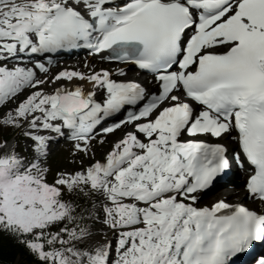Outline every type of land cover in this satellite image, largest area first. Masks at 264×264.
Returning a JSON list of instances; mask_svg holds the SVG:
<instances>
[{
	"label": "snow or ice",
	"instance_id": "6c2138e0",
	"mask_svg": "<svg viewBox=\"0 0 264 264\" xmlns=\"http://www.w3.org/2000/svg\"><path fill=\"white\" fill-rule=\"evenodd\" d=\"M80 50L113 67L86 60L47 78ZM129 71L151 80L115 78ZM20 96L44 130L121 133L88 166L111 192L115 232L92 264H264V0H0V102ZM234 168L241 197L203 204ZM14 203L0 193V231L60 264L42 210Z\"/></svg>",
	"mask_w": 264,
	"mask_h": 264
},
{
	"label": "rangeland",
	"instance_id": "374dc122",
	"mask_svg": "<svg viewBox=\"0 0 264 264\" xmlns=\"http://www.w3.org/2000/svg\"><path fill=\"white\" fill-rule=\"evenodd\" d=\"M18 102L19 101H16L15 105H9L4 110L0 111V132H5V136L3 137L1 136L2 134H0V157L3 159H0V161L5 162L11 168L14 166L11 163L12 158L16 157L22 160L26 156V159H29V168H40L44 174L53 178V180L48 178L47 181L49 182L54 181V178L57 177V173L59 174V179L68 182L69 188L81 181H85L88 178L86 172L90 170L88 166L93 164L94 160H103L104 153L111 149L112 142L121 135V133H118L117 135L109 136L103 139V142H101L102 137H99L90 142L86 146V151L84 152H78L76 148L68 144H62L61 146L58 144L54 148L55 151H53L47 159L41 158V160H39L36 157L37 155L35 153L33 154V150L28 149L25 145V120L23 115H18L16 117L12 115L14 109H18ZM8 131L17 132L11 141L5 139ZM7 146H10L9 152L6 150ZM28 163L26 162L25 164ZM52 167L56 173L54 175L53 173L49 175V171L51 172ZM46 188L53 190L50 185L46 186ZM15 194L16 192L14 191L12 196ZM105 196L104 190L101 189L97 200L93 203L86 216L87 225L85 233L75 241L71 248H64L61 250L62 264H92V260L89 259V257H94L98 253L107 254L109 242L113 240L115 232L110 227L114 217L108 215L106 218L105 216L104 209L105 206L108 205ZM210 199H213V197L204 199L202 203H208L205 201ZM208 204H211V202ZM99 206H102V208L98 209ZM96 209L98 211H95ZM108 210L109 208H106V211ZM112 211H114V208H112ZM99 225L103 227V230Z\"/></svg>",
	"mask_w": 264,
	"mask_h": 264
},
{
	"label": "trees",
	"instance_id": "16d2710c",
	"mask_svg": "<svg viewBox=\"0 0 264 264\" xmlns=\"http://www.w3.org/2000/svg\"><path fill=\"white\" fill-rule=\"evenodd\" d=\"M94 192L84 187L77 188L71 195L65 196L61 205L53 214L50 222L51 228H43V237L51 241V249L55 251L60 245H67L78 237L84 228V213L89 206ZM64 226L59 233L55 229ZM0 264H37L23 244L18 243L16 237L7 231H0Z\"/></svg>",
	"mask_w": 264,
	"mask_h": 264
},
{
	"label": "bare ground",
	"instance_id": "6f19581e",
	"mask_svg": "<svg viewBox=\"0 0 264 264\" xmlns=\"http://www.w3.org/2000/svg\"><path fill=\"white\" fill-rule=\"evenodd\" d=\"M75 61H76V59H74V62ZM90 61H92V62H90ZM90 61H89L90 63L96 64L97 67H107V66L113 67V65H107V63H101L98 60H96L95 58L91 59ZM74 62H70L67 65H60L59 67L57 66V64H55L52 66V71H54L53 73L55 74V73L59 72L61 69H68L73 64H76ZM77 62H79L76 64L77 69L80 68L78 70L82 71L81 70L82 64L80 63V60H77ZM85 71H87V69H85ZM49 74L50 73L47 74V77ZM41 78L44 79V76L41 75ZM141 81L144 82L145 84H147V82H148L147 80H143V77H141ZM40 87L44 90L45 93L52 91V87L47 83L42 84ZM86 87H90V86L86 85ZM28 91L31 92L34 90L28 89ZM9 101H10V99L6 103H8ZM43 107H44V105H40V108H43ZM19 113L23 114L26 118L25 124H24V130H25L24 135L26 137L25 145L28 149H33L36 152H38L37 146H40L43 148L45 145L49 144L51 141V139L49 138L51 130H44L39 126V121L44 120L46 118V114L40 113L36 107V104L34 102H28V101H26L22 107H19L18 109L15 108L12 115L17 116ZM34 116L36 117V122L30 123L29 121H31ZM41 133H44V134H41ZM37 138H42V139H37ZM58 144H60V143H58ZM9 147L10 146L6 147L7 151L10 150ZM53 151H55V150L53 149L51 151H48L47 153H44V155H40V153H38L37 154L38 159L48 157L49 153L53 152ZM93 172L95 173L96 169L93 170ZM240 181H242V180H240ZM239 183H241V182H239ZM241 188L242 187H240L239 185H235L232 187L228 186L221 193H218V196L214 197L213 199L206 200L205 202L214 203L215 202L214 200H218L221 198H227V200L229 202H236L242 195ZM216 198H218V199H216ZM208 203H204V204H208ZM101 208H102V206L98 207V209H101ZM95 211H98V210L96 209ZM99 227H100V225H99ZM100 228L103 230V227H100Z\"/></svg>",
	"mask_w": 264,
	"mask_h": 264
}]
</instances>
